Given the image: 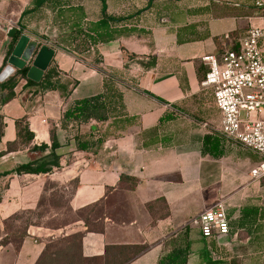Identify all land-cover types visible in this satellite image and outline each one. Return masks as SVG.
I'll use <instances>...</instances> for the list:
<instances>
[{
    "label": "crops",
    "instance_id": "obj_1",
    "mask_svg": "<svg viewBox=\"0 0 264 264\" xmlns=\"http://www.w3.org/2000/svg\"><path fill=\"white\" fill-rule=\"evenodd\" d=\"M259 1L63 0L62 6L37 7L21 0L23 7L10 19L9 0H0V69L8 66L12 38L6 29L22 28L21 36L36 46L33 57L39 45L55 49L51 64L64 84L63 91L43 92L20 78L6 103L8 90L0 87V185H8L0 203V232L15 213L36 210L54 191L51 184L68 189L76 180L72 212L97 203L103 208L97 232L84 236V257L105 264L114 247L145 246L125 264H158L175 247L188 245V264H264V178L250 174L257 164L235 162L230 153L220 159L202 154L203 137L220 134L221 122L212 89L202 85L210 71L203 59L220 61L225 51L241 48L251 25L263 22ZM103 19L121 34L76 51L77 29L88 31ZM113 75L125 112L135 120L75 126L77 103L103 93ZM166 116L170 119L161 123ZM24 117L35 134L32 146H51L54 140L60 146L61 167L50 174L16 175V167L30 160L29 147L9 149ZM79 134L102 138L103 144L80 151ZM220 198L227 202L230 232L204 238L189 223ZM162 200L166 209L158 205ZM81 216L61 227L31 226L19 249L0 246V264H36L49 238L88 230Z\"/></svg>",
    "mask_w": 264,
    "mask_h": 264
},
{
    "label": "trees",
    "instance_id": "obj_2",
    "mask_svg": "<svg viewBox=\"0 0 264 264\" xmlns=\"http://www.w3.org/2000/svg\"><path fill=\"white\" fill-rule=\"evenodd\" d=\"M32 2L37 6H47L53 5L55 7L62 6L63 0H32ZM106 6H104V10ZM112 22L119 21L116 18H111ZM18 33L10 41L6 52L5 65L9 60L14 47L16 46L18 40L21 37L22 28H17ZM78 43L75 44L76 51H85L88 46H97L101 42H108L114 40L117 35L121 34V30L111 26V23L105 19L93 23L90 29L82 30L77 29ZM57 46V44H53ZM41 48L42 45H39ZM39 48V50H40ZM38 50V51H39ZM38 53V52H37ZM133 58V57H132ZM96 66L102 63V59L97 58L95 60ZM146 67H150L151 63L144 64ZM3 69H0V73ZM30 67L27 66L21 70H17L7 81L0 83L2 90H8V93L3 97L2 102L6 103L11 100L14 96V88L17 85L18 79L24 78L28 80L29 85L39 86L43 92L48 91H63L64 84L62 83V75L58 70L56 65L51 64L49 69L45 72L42 80L40 82H35L28 78V72ZM71 114V113H70ZM72 116L76 118L75 126H81L82 124H87L92 121L97 122H107L111 118H116V122L130 123L134 118L127 116L125 112L124 96L119 88L117 79L115 76H108L105 81V90L103 93L89 97L83 101L77 103ZM169 116H166L161 120L163 123L165 120H169ZM18 130V141L9 144V149L18 148L19 145L29 147L28 156L30 158L28 163L18 165L16 167V174L22 176L24 174H50L53 172L54 168H60V156L57 154V149L60 147L59 144L54 140L51 146L47 144H42L40 146H32V142L35 138V134L30 129V124L27 117L21 118L17 121ZM4 127V119L0 115V139H2V130ZM77 147L80 151H92L98 149L103 144L102 138L95 139L92 136L77 135L76 136ZM233 148V144L228 142L219 133H209L203 137V147L202 154L204 156L210 155L215 159H220L229 153V149ZM76 181V180H75ZM76 181V186H77ZM75 186V188H76ZM8 189L0 193V203L3 201L4 194ZM42 201V199H41ZM40 201V204H41ZM39 204L36 210H22L15 213L13 216L5 221L7 225L10 221H14L17 215L28 214L30 218L28 219L27 229L23 234H16L15 238H19L18 248L22 245L24 240L29 236L28 230L31 226H46L44 218L39 215L41 205ZM163 204V205H162ZM99 203L90 207L91 212L95 209ZM158 205L165 207L164 200L160 201ZM89 209V208H88ZM90 212V213H91ZM77 213L78 215L81 214ZM88 213L86 216H81L86 223L88 230L86 232H78L71 235H62L58 237H51L46 243V247L38 259L36 264H82L86 262L98 261L99 258H87L83 255V239L87 232H97L98 227L92 225L91 214ZM168 213V212H167ZM16 239L10 238L8 233L4 238V241H0V246H7L8 244H15ZM146 249L145 246H122L114 247V249L108 251L107 259H105V264H125L132 260L134 257L139 255ZM189 259V247L178 246L175 247L170 253L161 257L158 264H188ZM64 262V263H62Z\"/></svg>",
    "mask_w": 264,
    "mask_h": 264
},
{
    "label": "built area",
    "instance_id": "obj_3",
    "mask_svg": "<svg viewBox=\"0 0 264 264\" xmlns=\"http://www.w3.org/2000/svg\"><path fill=\"white\" fill-rule=\"evenodd\" d=\"M257 5L264 12V0ZM262 19L260 25H251L239 50L225 51L221 61L214 56L203 59L210 71L202 85L213 91L221 114L220 135L261 159L251 170L254 180L264 178V13ZM189 225L207 239L227 235L230 221L226 200H217Z\"/></svg>",
    "mask_w": 264,
    "mask_h": 264
},
{
    "label": "rangeland",
    "instance_id": "obj_4",
    "mask_svg": "<svg viewBox=\"0 0 264 264\" xmlns=\"http://www.w3.org/2000/svg\"><path fill=\"white\" fill-rule=\"evenodd\" d=\"M10 2V19H14L15 12H18L24 4H22L21 0H9ZM221 61V57H220ZM221 63V62H220ZM230 157H232L233 161L238 163H247L249 162L252 165H256L260 162V157L249 151L247 149L241 148L239 146L233 145V148L229 149ZM51 188H55L50 194H46L41 201V208L40 212L38 213L41 215L44 220L46 226L51 228L61 227L65 224L73 222L78 218V214L72 212L69 201L72 196V193L76 186V181H72L68 185V189H64L62 187L56 188L55 184H51ZM6 189V184L0 185V193H2ZM92 209H88L82 212L80 215H86L91 212ZM103 208L101 206H97L93 211L90 213L92 216L91 223L92 225L99 226L97 222L98 218L102 215ZM30 215L28 214H20L17 215L14 221H10L7 225H5L4 232H0V241H4V238L9 233L10 238L13 240L16 239L14 247L15 249L18 248V243L20 242L19 238H15L16 234H23L28 225V219ZM186 241V238H183ZM184 244V243H183ZM64 263V262H62ZM82 264H103L101 260L92 261V262H84Z\"/></svg>",
    "mask_w": 264,
    "mask_h": 264
},
{
    "label": "water",
    "instance_id": "obj_5",
    "mask_svg": "<svg viewBox=\"0 0 264 264\" xmlns=\"http://www.w3.org/2000/svg\"><path fill=\"white\" fill-rule=\"evenodd\" d=\"M6 33L8 38H13L17 35L18 29L10 27L6 29ZM35 49L36 46L30 43V39L22 35L8 60V66L0 73V82H5L17 70L29 66L31 61L32 64L30 65L28 78L35 82H40L45 72L49 69L56 51L53 47L44 45L40 48L36 56L33 57Z\"/></svg>",
    "mask_w": 264,
    "mask_h": 264
}]
</instances>
